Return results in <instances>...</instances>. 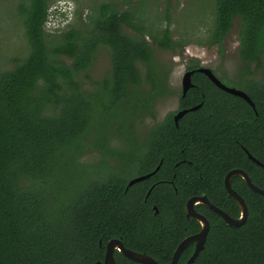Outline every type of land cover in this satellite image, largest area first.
<instances>
[{
  "label": "trees",
  "instance_id": "16d2710c",
  "mask_svg": "<svg viewBox=\"0 0 264 264\" xmlns=\"http://www.w3.org/2000/svg\"><path fill=\"white\" fill-rule=\"evenodd\" d=\"M215 2V24L207 44L222 48L239 21V55L244 63L240 80L256 109L195 72V87L181 99V108L202 107L188 113L178 127L168 114L139 148H115L110 143L121 140L119 133L137 143L127 130L132 111L150 108L165 88L152 78L146 36L161 47L175 48L170 26L162 30V37L147 34L132 12L103 4L85 35L70 31L48 37L50 0L20 4L29 53L13 70L0 73V264H94L103 261L113 239L158 264H172L178 245L201 230L197 221L186 218L184 207L190 198L205 195L230 217H240L224 178L237 167L246 168V159L228 136L234 131L251 153L264 157V78L247 79L252 74L249 67L259 68L264 56V0ZM123 26L139 36L126 34ZM102 47L110 51L111 76L99 90L86 91L77 76L90 69ZM137 61L147 64L153 82L148 96L137 91L141 83ZM199 67L192 62L187 70ZM92 151L102 155L99 171L81 160ZM184 157L192 165L187 178L176 181L177 194L167 183L156 184L150 202L158 207L157 215L142 203L145 192L138 194L135 186L125 192L127 173L110 171L105 161L124 160L143 174L153 172L164 159L149 181L157 183L172 175L171 160ZM246 171L264 190V169L252 165ZM232 188L245 200L248 220L231 228L218 214L198 207L211 230L194 264H264V196L238 178ZM191 251L187 248L178 264H187ZM115 258L117 264H137L121 253Z\"/></svg>",
  "mask_w": 264,
  "mask_h": 264
},
{
  "label": "rangeland",
  "instance_id": "374dc122",
  "mask_svg": "<svg viewBox=\"0 0 264 264\" xmlns=\"http://www.w3.org/2000/svg\"><path fill=\"white\" fill-rule=\"evenodd\" d=\"M24 2L0 0V73L13 70L29 53L25 26L19 14V6ZM103 4L113 5L120 12H132L136 22H142L147 34L162 37V30L170 26L172 39L177 43L175 48H164L152 36H146L152 51V78L165 88L159 90L160 98L150 108L132 111L128 120L130 128L127 130L139 142L145 140L154 125L178 108L182 79L192 62L213 70L226 86L245 90V84L240 80L244 63L239 55V21L234 22L222 48L207 44L215 24V0H50V17L45 27L48 37L61 36L70 31L85 35L86 31L92 29L93 20L99 17L98 7ZM123 31L130 36H139L127 26H123ZM136 66L141 76L137 91L148 96L153 89V82L148 79L147 64L137 61ZM249 71L252 74L247 79L261 82L264 78V56L261 66L257 68L253 64ZM110 76V51L102 47L94 56L90 69L80 73L77 80L84 90L96 91ZM118 136L121 140H114L111 143L113 147H120L121 143L128 141L124 133ZM100 159L101 155L93 152L81 160L95 165ZM136 174V169L127 172L128 177Z\"/></svg>",
  "mask_w": 264,
  "mask_h": 264
},
{
  "label": "water",
  "instance_id": "95a60500",
  "mask_svg": "<svg viewBox=\"0 0 264 264\" xmlns=\"http://www.w3.org/2000/svg\"><path fill=\"white\" fill-rule=\"evenodd\" d=\"M195 72L201 73L208 77L210 81L217 86L220 90L239 97L246 101L254 110L256 109L254 102L250 98V96L242 91L238 90L235 88H230L223 84L220 79L217 78V76L213 73V71L209 68L202 67L199 68L198 70L194 71H188L185 73L183 80H182V88H183V97H186L187 93L194 87V84L192 82V77L195 74ZM202 107V104L195 106L191 109H187L184 111L179 112L176 117H175V122L178 124V121L182 119L186 114L189 112H195L199 110ZM158 169L146 176H142L139 178H136L132 180L129 183V187L133 186L137 182L144 181L151 176H153ZM239 176L243 178L247 184V186L256 194L264 196V190L256 186L251 178L242 170L235 169L230 171L227 176L225 177V188L229 194L230 197H232L236 203L238 204L240 210H241V215L239 218L234 219L230 217L226 212L223 210L219 209L215 205H213L210 200L207 198V196H197V197H192L185 208L186 212V218L188 220H195L201 225V231L195 235H192L190 237H187L184 239L177 247L173 258H172V264H178V261L180 259V256L184 252V250L189 247L192 244H195V252L193 255L189 258L187 264H194L197 258L199 257L200 253L205 249L206 243H207V238L211 229L210 222L207 220V218L202 215L201 213L197 212L195 207L197 205H204L207 207L209 210L213 211L214 213L218 214L223 220L224 223L231 227V228H239L242 227L246 224L249 216V210L246 205L245 200L243 199L242 196H240L233 188L231 185V180ZM118 251L120 252L124 257H126L128 260L131 262L137 263V264H158L152 257L145 253H138L135 251H132L130 249L125 248L124 244L122 243L121 240L118 239H113L108 242L106 246V254H105V259L104 262H96L94 264H117L116 259H115V252Z\"/></svg>",
  "mask_w": 264,
  "mask_h": 264
},
{
  "label": "flooded vegetation",
  "instance_id": "af4514ba",
  "mask_svg": "<svg viewBox=\"0 0 264 264\" xmlns=\"http://www.w3.org/2000/svg\"><path fill=\"white\" fill-rule=\"evenodd\" d=\"M199 68H202V66H200ZM198 68V69H199ZM207 68V67H206ZM198 69H195V71L196 70H198ZM188 71H194V70H187L186 72H188ZM213 71V70H212ZM185 72V73H186ZM213 73L216 75V73L213 71ZM185 75V74H184ZM195 75V74H194ZM193 75V76H194ZM184 77V76H183ZM193 78V77H192ZM218 78V77H217ZM219 79V78H218ZM183 80V79H182ZM221 81V80H220ZM192 82H193V80H192ZM222 82V81H221ZM223 83V82H222ZM194 87H195V85H194ZM193 87V88H194ZM217 87V86H216ZM192 88V89H193ZM218 88V87H217ZM245 92V91H244ZM188 94V93H187ZM167 95V94H166ZM187 96V95H186ZM236 97V96H235ZM185 97H183V88H182V92H181V95H180V97H179V100H178V108L176 109V111H174V112H171V113H169V114H173L172 115V120H173V122H174V124L178 127V125H179V122L181 121V119L178 121V124H176V122H175V117H176V115L179 113V112H181V111H184V110H187V109H191V108H193V107H191V108H181V99H184ZM239 98V97H238ZM198 111V110H197ZM196 112V111H195ZM189 113H191V112H189ZM187 115V114H186ZM185 115V116H186ZM184 116V117H185ZM167 117V116H166ZM165 117V118H166ZM183 117V118H184ZM182 118V119H183ZM165 120V119H164ZM163 120V121H164ZM162 121V122H163ZM162 122H160V123H162ZM160 123H158V124H160ZM157 125V124H156ZM155 126V125H154ZM153 126V127H154ZM152 127V128H153ZM129 128H130V125H129ZM152 128H151V130H152ZM151 130L149 131V133L147 134V136H146V138H145V140L143 141V142H139L138 141V139H137V143H130V142H125V143H121L120 144V148H127V147H129V146H132V145H138V148L140 147V146H143V145H146L145 143H146V140H147V138H148V136H149V134H150V132H151ZM193 130H196V129H193ZM137 138V137H136ZM228 138L230 139V141H231V143L232 144H238L239 146H240V148H241V150L243 151V153L245 154V159H246V161H245V167L246 168H250L252 165L254 166V167H257V168H260V169H264V161H263V156H259V152H256V153H251L250 151H249V149L246 147V146H244L243 144H241L239 141H238V139L236 138V136H235V132L234 131H231V132H229V136H228ZM112 143V142H111ZM110 143V144H111ZM112 146V145H111ZM113 147V146H112ZM115 148H119V147H115ZM186 148H187V146H186ZM98 153V154H100L99 152H96V151H92V152H90V154L91 153ZM129 153H131V154H133L134 153V151H131V152H129ZM101 155V154H100ZM101 159H102V155H101ZM101 159L99 160V162L101 161ZM234 159V158H233ZM107 163H108V165H110V171H114L115 173H120V172H128L129 170H131L129 167H127V165H125V161L124 160H119V159H116V158H108V159H106L105 160ZM129 161H133V159H131V160H129ZM143 160H141V159H136V160H134V162H142ZM98 162V163H99ZM110 162H112V164H110ZM172 164H173V166L171 167V169L170 170H172V175H168L167 176V178H160V179H158V182L157 183H150L149 181L156 175V173L160 170V168H161V166L163 165V163H164V159H160L159 160V162H158V164L156 165V167H155V170L153 171V172H155L157 169H158V171L153 175V176H151L150 178H148V179H146V180H144V181H141V182H137V183H135L133 186H130L129 187V183L132 181V180H134V179H136V178H139V177H142V176H146V175H149V174H151V173H153V172H151V173H143V174H140L139 173V168H137V167H134L133 169H136V171H137V174H136V176H134V177H128L127 176V174H126V177L128 178V183H127V185H126V188H125V192H127L130 188H132V187H137L136 188V191H138V194L141 192V193H144L145 192V194H144V197H143V200H142V203H144V204H148V206H149V208H151L152 210H154V212H155V215H157L158 213H159V209H158V207L157 206H155V205H153L151 202H150V197H152V195H153V192H154V190L156 189V184H159V183H167V184H169L172 188H173V190H174V192H175V194H177V192H178V188L176 187V181H181V179L182 180H185L186 178H187V167L188 166H191L192 165V161H190V160H188L187 158H174L173 160H171L170 161ZM95 164V166H96V168H98V171L101 169L100 167H99V164ZM135 164H138V163H135ZM246 168H244V167H237V168H235V169H239V170H242V171H244L249 177H250V175H249V173L246 171ZM235 169H233V170H235ZM232 171V170H231ZM230 172V171H229ZM228 172V173H229ZM227 173V174H228ZM227 176V175H226ZM225 176V177H226ZM235 178H238V179H240V180H242L244 183H246L245 182V180L243 179V178H241V177H239V176H236V177H234L233 179H235ZM251 178V177H250ZM233 179L231 180V185H232V181H233ZM252 180V179H251ZM224 185H225V178H224ZM247 185V184H246ZM249 188V187H248ZM226 189V188H225ZM250 189V188H249ZM251 190V189H250ZM227 191V190H226ZM252 191V190H251ZM228 193V192H227ZM191 199V198H190ZM189 199V200H190ZM188 200V201H189ZM188 201L186 202V204H185V207H184V211H185V208H186V205H187V203H188ZM200 206H204V205H197L196 207H195V209H196V211L197 212H199L198 211V207H200ZM207 208V207H206ZM211 211V210H210ZM186 213V212H185ZM200 213V212H199ZM203 215V214H202ZM224 221V220H223ZM211 225V224H210ZM211 230V229H210ZM201 231V230H200ZM199 231V232H200ZM198 232V233H199ZM210 233V232H209ZM107 246V245H106ZM189 247H191V249H192V251H191V256L193 255V253L195 252V244H192V245H190ZM189 247H187V248H189ZM186 248V249H187ZM185 249V250H186ZM184 250V251H185ZM116 253H120V252H118V251H116L115 252V254ZM175 253V252H174ZM184 253V252H183ZM182 253V254H183ZM105 254H106V248H105ZM181 257V256H180ZM105 259V258H104ZM104 259H103V261L102 262H104ZM116 259V258H115ZM179 262V261H178ZM134 263V262H133Z\"/></svg>",
  "mask_w": 264,
  "mask_h": 264
},
{
  "label": "clouds",
  "instance_id": "9594fccd",
  "mask_svg": "<svg viewBox=\"0 0 264 264\" xmlns=\"http://www.w3.org/2000/svg\"><path fill=\"white\" fill-rule=\"evenodd\" d=\"M63 13H64V14H66V13H67V11H63ZM49 17H50V12H49ZM49 17H48V18H49Z\"/></svg>",
  "mask_w": 264,
  "mask_h": 264
}]
</instances>
